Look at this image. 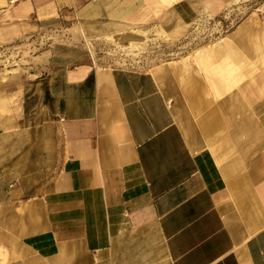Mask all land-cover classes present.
<instances>
[{
  "label": "crops",
  "instance_id": "obj_1",
  "mask_svg": "<svg viewBox=\"0 0 264 264\" xmlns=\"http://www.w3.org/2000/svg\"><path fill=\"white\" fill-rule=\"evenodd\" d=\"M236 3L0 0L55 32L4 90L0 264H264V27L232 38ZM141 36L195 51L174 109L109 51Z\"/></svg>",
  "mask_w": 264,
  "mask_h": 264
},
{
  "label": "rangeland",
  "instance_id": "obj_2",
  "mask_svg": "<svg viewBox=\"0 0 264 264\" xmlns=\"http://www.w3.org/2000/svg\"><path fill=\"white\" fill-rule=\"evenodd\" d=\"M235 12L236 22L246 18L252 22L253 27H264V0H237ZM54 27L55 24L48 28ZM141 38L143 37L141 36ZM84 40H86L85 36ZM108 40L112 45L109 50L110 53L123 59L138 61L142 65L150 66V68H159L164 63L175 62L181 57H185L192 69L195 66L196 54L191 49L183 53L178 51V53L165 55L158 48L153 49L151 45H148L145 37L143 41H138L132 47H121L111 37L107 38ZM86 41L88 42V40ZM47 44H55V32L40 31L39 27L33 25V21L13 20L7 12L0 14V114L7 113V99L10 95L4 93V90L9 85V73L17 70L19 62L33 59L40 49L38 47L48 46ZM96 52L95 54H97ZM168 80L171 83V88L178 96L181 86L178 75L173 74L169 76Z\"/></svg>",
  "mask_w": 264,
  "mask_h": 264
},
{
  "label": "bare ground",
  "instance_id": "obj_3",
  "mask_svg": "<svg viewBox=\"0 0 264 264\" xmlns=\"http://www.w3.org/2000/svg\"><path fill=\"white\" fill-rule=\"evenodd\" d=\"M250 26L253 27L252 22L250 20L247 22L241 23L238 26L237 30L233 33L232 38L235 35H237L238 33H242V31L245 30V28H248ZM136 40H137L136 37H134V38L130 37L128 47H132L133 44L138 43V42H136ZM88 49H89L91 55L93 56V54H92L93 49L89 45H88ZM234 51H235L234 49H230L229 51H226V54L232 55L234 53ZM93 59L95 60L94 56H93ZM131 63H132V65H134L136 67H139V68L143 67V68L148 69L152 72L157 84L159 85V88L164 93L166 99L171 104V107L173 109L175 108L177 103L176 104L172 103V96L170 94L171 88H170V84H169V80H168L169 76H171L173 74L178 75L179 80H180L181 84H183V85L190 84L192 81L190 78V76L192 75V67L190 66V63H188L185 60V57H181V59H179L175 62H173V61L166 62L162 66H160L159 68H150V66L142 65L138 61H133Z\"/></svg>",
  "mask_w": 264,
  "mask_h": 264
}]
</instances>
